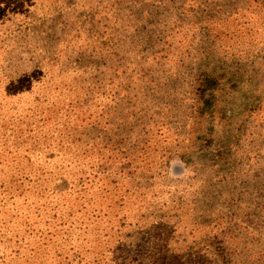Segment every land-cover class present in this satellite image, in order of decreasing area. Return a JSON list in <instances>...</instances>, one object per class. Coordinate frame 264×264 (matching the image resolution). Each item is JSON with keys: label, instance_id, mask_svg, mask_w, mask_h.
Returning a JSON list of instances; mask_svg holds the SVG:
<instances>
[{"label": "trees", "instance_id": "16d2710c", "mask_svg": "<svg viewBox=\"0 0 264 264\" xmlns=\"http://www.w3.org/2000/svg\"><path fill=\"white\" fill-rule=\"evenodd\" d=\"M47 1L0 0V264H174L146 251L144 220L176 217L154 211L173 157L196 168L224 157L218 101L231 68H199L178 111L175 81L146 56L157 34L134 36L94 4L97 20L71 30ZM212 231L233 264L225 230Z\"/></svg>", "mask_w": 264, "mask_h": 264}, {"label": "rangeland", "instance_id": "374dc122", "mask_svg": "<svg viewBox=\"0 0 264 264\" xmlns=\"http://www.w3.org/2000/svg\"><path fill=\"white\" fill-rule=\"evenodd\" d=\"M57 1L60 5L47 1L42 11L56 13L55 7L62 6L71 30L83 32L87 21L95 19L93 13L99 10L94 4L96 9L111 5L109 17L113 14L122 25L128 24L134 36L157 34L161 41L145 47L146 56L160 57V76L175 81L177 104L172 105L178 111L179 101L190 97L187 84L199 68L213 66L220 74L231 68L226 77L232 79L218 101L228 116L220 125L226 133L225 155L207 168L194 167L192 156L188 162L176 156L170 160L154 211L176 217L156 220L153 229L151 220H144L148 238L155 243L146 251L169 255L174 264H225L217 257L221 243L212 238V230L219 228L225 230L224 250L233 264H264V0H157L155 11L146 0ZM139 48L132 49L133 60ZM146 58L143 62L152 64ZM204 153L211 164L210 150ZM164 198L167 206L161 203ZM202 211L222 220H202L197 216ZM231 213L241 220H232Z\"/></svg>", "mask_w": 264, "mask_h": 264}]
</instances>
